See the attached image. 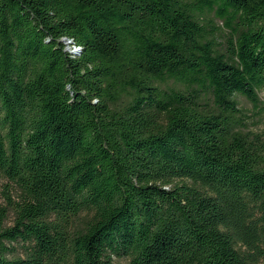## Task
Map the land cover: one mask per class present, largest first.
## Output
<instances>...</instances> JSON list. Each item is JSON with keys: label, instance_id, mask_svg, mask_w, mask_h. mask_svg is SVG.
Returning <instances> with one entry per match:
<instances>
[{"label": "trees", "instance_id": "trees-1", "mask_svg": "<svg viewBox=\"0 0 264 264\" xmlns=\"http://www.w3.org/2000/svg\"><path fill=\"white\" fill-rule=\"evenodd\" d=\"M262 90L264 0H0V264H264Z\"/></svg>", "mask_w": 264, "mask_h": 264}, {"label": "rangeland", "instance_id": "rangeland-1", "mask_svg": "<svg viewBox=\"0 0 264 264\" xmlns=\"http://www.w3.org/2000/svg\"><path fill=\"white\" fill-rule=\"evenodd\" d=\"M70 50L73 51L76 49L71 48ZM259 97L264 103V90L259 92ZM237 99L240 103V107L246 112V114L249 117V119L247 120L249 128L264 133V112L261 115L255 116L257 110L254 109L253 106L248 101H246L243 97L240 96L237 97ZM5 184H6L5 180H0V206L6 205L5 195L3 194V189H4L3 185ZM9 194L12 198H15L12 192ZM9 220L10 219L6 221V224L9 223Z\"/></svg>", "mask_w": 264, "mask_h": 264}, {"label": "water", "instance_id": "water-1", "mask_svg": "<svg viewBox=\"0 0 264 264\" xmlns=\"http://www.w3.org/2000/svg\"><path fill=\"white\" fill-rule=\"evenodd\" d=\"M64 42L68 44V43H70V40H64Z\"/></svg>", "mask_w": 264, "mask_h": 264}]
</instances>
